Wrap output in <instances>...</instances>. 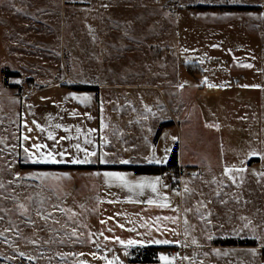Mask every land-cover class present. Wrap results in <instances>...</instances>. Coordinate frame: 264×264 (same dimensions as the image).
I'll return each instance as SVG.
<instances>
[{
	"label": "rangeland",
	"instance_id": "obj_1",
	"mask_svg": "<svg viewBox=\"0 0 264 264\" xmlns=\"http://www.w3.org/2000/svg\"><path fill=\"white\" fill-rule=\"evenodd\" d=\"M4 70L18 75L4 82ZM72 80L102 83L101 95L112 100V93L144 91L159 107L156 87L168 96L174 124L162 126L152 154L118 147L122 159L160 164L177 142L190 167L177 186L172 181V196L73 211L64 201L68 174L21 165L31 164L19 148L24 97ZM118 106H110V121L122 126ZM167 114L153 111L143 132L153 137ZM226 167L244 171L229 179ZM262 173L264 0H0V264H129L131 249L149 245L166 247L154 264H264ZM225 239L256 245H219Z\"/></svg>",
	"mask_w": 264,
	"mask_h": 264
},
{
	"label": "crops",
	"instance_id": "obj_2",
	"mask_svg": "<svg viewBox=\"0 0 264 264\" xmlns=\"http://www.w3.org/2000/svg\"><path fill=\"white\" fill-rule=\"evenodd\" d=\"M59 83L61 82H48L46 83L47 85L43 84L42 86L31 90L26 94L21 103L20 129L18 134L19 148L22 150L25 158L28 160V163H33V160L40 158L39 153H37L33 147L35 144L45 145L46 147L41 149V151L45 153L49 150L55 152L66 151L68 153L63 157L57 156V159L63 158L64 160H69L71 158H83L84 153L77 151L73 147L77 143H79L82 148H86L89 151H95L97 153V156L90 157V159L94 162L85 165H164L167 162L171 151L164 160V163L158 164L156 157H154V160L148 159L139 162L122 159L120 155L123 153L118 147H129L130 144L138 145L140 150L148 148V155H151L152 151L150 148L154 149L156 147L162 131L161 129L159 136L156 140H154V136L159 125L166 122L170 123L168 126H172L174 124V111L172 104L169 102L168 96L161 92L159 87H156L155 89V96L158 97L159 107H165L168 110L169 114L167 115L169 118L167 120L161 117L158 121H156L152 137L151 132H143L145 120L148 119L149 122L151 116L150 114L153 111H157L159 108L155 107V104L150 102L151 93L137 91L127 94L126 98L122 96V94L112 93V98L114 99L112 100L110 97H103L101 95L102 93L100 92V89L104 86L102 83H78L73 81V83L80 85L97 86L98 101L95 102L90 93L67 89L62 87ZM144 88L145 87H143V90ZM84 96H88L91 99L87 102H83L81 99H78L79 97ZM115 101L121 102V106H118L119 109H117L116 112L120 110L126 113V122L123 123L122 126H117L116 123L114 124L110 121V116L113 114L110 106L112 104L116 106ZM102 105L105 106L102 107ZM121 118H124V115H121ZM112 119H114L113 116ZM57 124L60 125L59 128L56 127ZM36 125H39L40 127L37 128ZM77 128L80 129L79 133L76 131ZM29 129H31V131H29ZM49 132L53 134L56 140L60 141L59 145L53 147L55 141L48 139ZM25 137H28V139H25ZM61 137H69V139L61 140ZM86 139H90L92 143L85 144L84 141ZM175 145H177L178 151V168L185 169L186 167H190L189 164H185L183 161L182 149L180 150L179 144L176 142ZM25 148L29 149V151L33 153L31 158H29L28 153L25 152ZM103 154H107L105 159L109 161V163L101 164L98 162V157ZM122 160L128 161V163H120ZM50 165L73 164L65 163ZM194 166L198 167V165ZM73 171H75V174H73ZM105 172L120 173L133 184H135L138 180L152 181L157 177H159L160 183L156 186V192H153L151 188L148 187H144L143 189L133 187L130 189L128 187H120L119 183L115 181L106 184L105 177L103 175ZM63 173L69 175V179H67L69 181H65V179L63 180L64 189L71 188L70 191L66 190L64 201L66 202V205L68 204V206H71L73 211L78 212L93 210L106 212L111 209H117L119 205L127 207L134 203L148 204V201L155 200L157 195L162 197L163 201H165L167 198L166 196H172L173 191L176 190L172 184V178L168 177L164 173L144 175L135 174L132 171L125 169L99 168L67 169L63 170L59 176ZM76 178L78 179L77 184L73 182V179ZM52 186L55 185L53 184ZM57 187H59V185H57ZM77 191L79 192L77 193ZM73 192V198H67L73 195ZM60 206L62 205L60 204ZM76 206L78 208H76Z\"/></svg>",
	"mask_w": 264,
	"mask_h": 264
},
{
	"label": "trees",
	"instance_id": "obj_3",
	"mask_svg": "<svg viewBox=\"0 0 264 264\" xmlns=\"http://www.w3.org/2000/svg\"><path fill=\"white\" fill-rule=\"evenodd\" d=\"M213 7V6H212ZM220 7V6H218ZM233 8L238 10H247L250 9V6L246 5H237ZM186 67V64L183 65ZM188 71V70H187ZM4 82H6V79L8 76H17L18 74L16 72H10L7 70H4ZM201 72V70H200ZM62 87H65L67 89H72L75 91H83L88 92L91 94L92 98L95 102L98 101V87L93 85H80L77 83H59ZM166 123H162L159 125L154 140L157 139L159 136V132L163 125ZM257 160V159H255ZM24 167L31 168V169H53V170H66V169H91V168H99V169H125L130 170L135 174H144V175H154V174H161L165 172L166 170H172L174 172H177L178 170V151H177V145H175L171 153L168 157L167 162L164 165H151V164H143V165H123V166H117V165H50V164H38V163H31V164H21ZM215 244V243H214ZM219 245H226V246H236V245H242V246H255L256 244L254 241L250 240H239L234 241L232 239H225L222 241V243H219ZM166 248L164 246H144V247H136L131 249V251L128 254V263L129 264H154L158 262V253L161 249ZM171 250H173L174 247H168ZM261 256L264 257V247L260 250Z\"/></svg>",
	"mask_w": 264,
	"mask_h": 264
},
{
	"label": "snow or ice",
	"instance_id": "obj_4",
	"mask_svg": "<svg viewBox=\"0 0 264 264\" xmlns=\"http://www.w3.org/2000/svg\"><path fill=\"white\" fill-rule=\"evenodd\" d=\"M247 67H251V65H246ZM209 87H213V85L209 84ZM78 99H81L83 102H87L89 101L91 98L88 97V96H84V97H79ZM35 123V122H34ZM37 128H39L40 126L39 125H36ZM57 128L60 127L59 124L56 125ZM43 130V129H41ZM29 131H31V129H29ZM77 133L80 132V129L77 128L76 129ZM94 131V130H93ZM25 139H28V137H25ZM48 139L50 140H54L55 141V144L53 145V147H55L56 145H59L60 141L59 140H56L55 137L53 136V134L51 132L48 133ZM61 140L63 139H69V137H61L60 138ZM85 144H91L92 141L90 139H86L84 141ZM33 147L35 148L36 152L39 153V159H36V160H33L32 162L33 163H43V164H65V163H70V164H88V163H93L94 161H92L90 159V157H95L97 156V153L95 151H89L88 149L86 148H82L81 145L79 143L75 144L73 147L77 150V151H80V152H83L84 153V156L83 158H71L69 160H64L63 158L61 159H57V156H60V157H63L65 156L66 154H68L66 151L65 152H55V151H52V150H49L47 151V153L45 152H42L41 149L45 148L46 146L43 145V144H35L33 145ZM25 152L28 153L29 155V158H31V156L33 155V153H31L29 151V149L25 148ZM107 154H103V155H100L98 157V162L101 163V164H104V163H109V161H107L105 159V156ZM253 155H255V153H253ZM120 163H128V161H120ZM233 171H238V172H242L244 171V169H235V168H229V167H226L224 169V175L225 176H228L229 179H233V177L230 175V173H232ZM104 177H105V183L106 184H109L110 182L112 181H115V182H118L121 186L123 187H128V188H133V187H137V188H140V189H143L144 187H148V188H151V190L153 192H156L157 191V184L160 183V179L159 177H157L155 180H152V181H146V180H138L135 182V184H133L132 182H130L124 175L120 174V173H110V172H105L104 174ZM262 176H264V173L261 174ZM46 177L45 176H41V179H45ZM64 178H69L67 176H65ZM56 179H60V177H57ZM4 185L0 184V188H3ZM185 192H190L189 189L185 188ZM43 201H41L42 203ZM149 204H152L154 203L153 200H149L148 201ZM201 206H203V202L201 201ZM161 207H165L167 205H164V204H161L160 205ZM54 208L58 209L59 211H61L62 213H67L69 212L70 210H67V209H60L59 208V205H54L53 206ZM20 208H24L23 205H20ZM37 214L40 216L41 219L47 221L48 219L52 218V213H46V212H41V210L37 209ZM72 216H75V213H72ZM71 219V217H69ZM0 219H3V217H0ZM164 219H172L173 222H175V218H169V217H165ZM56 223H58L59 221H54ZM103 223V221H102ZM247 226V225H246ZM122 227V225H121ZM7 231V229L5 230ZM3 233H0V236H2ZM72 236H76V229L73 228V231L71 233ZM121 243H123V241H121ZM129 245H132V244H135L136 241H128L127 242ZM156 243H169V241L167 240H164V241H156ZM193 243H195V241H193ZM23 255V254H21ZM95 255V254H93ZM162 260H165L167 261L168 258L167 257H161ZM184 259H187V257H185ZM108 264H113V261H109Z\"/></svg>",
	"mask_w": 264,
	"mask_h": 264
},
{
	"label": "built area",
	"instance_id": "obj_5",
	"mask_svg": "<svg viewBox=\"0 0 264 264\" xmlns=\"http://www.w3.org/2000/svg\"><path fill=\"white\" fill-rule=\"evenodd\" d=\"M163 173L166 174L168 177L172 178L174 185H177L180 183V178L182 176H188L189 175V173H187L185 170H181L180 168H178L177 172H174L172 170H166Z\"/></svg>",
	"mask_w": 264,
	"mask_h": 264
}]
</instances>
